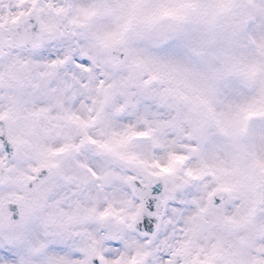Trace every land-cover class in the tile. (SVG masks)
Instances as JSON below:
<instances>
[{
    "label": "snow or ice",
    "instance_id": "6c2138e0",
    "mask_svg": "<svg viewBox=\"0 0 264 264\" xmlns=\"http://www.w3.org/2000/svg\"><path fill=\"white\" fill-rule=\"evenodd\" d=\"M0 264H264V0H0Z\"/></svg>",
    "mask_w": 264,
    "mask_h": 264
}]
</instances>
